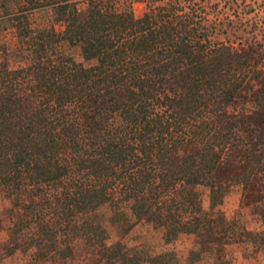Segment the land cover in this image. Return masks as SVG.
<instances>
[{
  "label": "trees",
  "instance_id": "16d2710c",
  "mask_svg": "<svg viewBox=\"0 0 264 264\" xmlns=\"http://www.w3.org/2000/svg\"><path fill=\"white\" fill-rule=\"evenodd\" d=\"M224 2L0 0V30L8 21L31 51L14 67L0 44L7 255L172 264L174 251L128 249L123 237L139 222L167 244L194 234L195 260L254 235L220 206L238 185L264 213V35L253 21L245 42L214 40L246 25L238 0ZM44 8L50 24L35 27L30 15Z\"/></svg>",
  "mask_w": 264,
  "mask_h": 264
},
{
  "label": "rangeland",
  "instance_id": "374dc122",
  "mask_svg": "<svg viewBox=\"0 0 264 264\" xmlns=\"http://www.w3.org/2000/svg\"><path fill=\"white\" fill-rule=\"evenodd\" d=\"M238 2L240 3V8L243 9L242 18L246 25L235 30L236 32H229L228 36L217 33L213 37L214 40L225 41L229 38L230 42H237L240 39L245 42L253 34L250 31V24L253 21L258 22V26H255V34L259 37L264 35V0H238ZM210 3L224 5L225 2L224 0H210ZM135 10L137 14H141L143 5L137 3ZM211 18H217L216 13L212 12ZM231 18L234 19V15ZM50 20L51 10L48 8L34 10L30 15V21L35 27L49 25ZM1 26L3 29L0 30V44L8 46L11 65L17 67L28 64L31 58V51L27 50L26 45L19 41L15 30L8 21H3ZM62 49L68 51L77 59L81 58L78 48H70L64 44ZM207 193L206 191L204 194L206 200H208ZM253 202H256L254 198L251 200L244 199L241 186L239 187L238 185L234 186L226 196L224 203L220 207L224 210L227 218L236 223V227L248 228L254 232V235H245L242 237V241L222 246L221 253L217 251L218 248H214L212 251L203 252L198 259L190 260V252L196 248V237L194 234H183L174 242L167 244L163 239L162 232L146 222L137 223L123 237V242L128 249L139 248L151 255H157L167 250L174 251L177 257L172 264H264V213L254 210ZM11 205V199L0 190V264H36L32 259V251L28 253L17 251L14 254L7 255L4 245L9 236L6 228L11 223V220L6 212ZM99 212L103 214V221L109 231L111 241H116L120 235L110 221L112 214L110 206L103 205ZM238 230L241 232V229ZM215 246H218V244H215ZM218 254L221 255L219 256ZM140 262L141 264H147L143 259ZM44 264H61V262L51 261ZM67 264L85 263L78 260Z\"/></svg>",
  "mask_w": 264,
  "mask_h": 264
}]
</instances>
